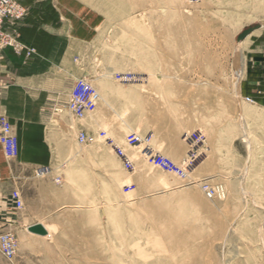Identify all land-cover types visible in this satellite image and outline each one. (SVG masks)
<instances>
[{"label":"rangeland","instance_id":"1","mask_svg":"<svg viewBox=\"0 0 264 264\" xmlns=\"http://www.w3.org/2000/svg\"><path fill=\"white\" fill-rule=\"evenodd\" d=\"M47 2L65 92L81 80L96 89L89 133L104 131L132 166L103 139L80 144L75 117L52 116L51 163L17 164L9 186L36 222L0 232L17 238L0 264H264V102L244 94L263 64L264 0ZM197 130L205 140L185 177L155 164L150 152L180 164ZM132 134L144 141L130 146ZM38 223L45 234L28 230Z\"/></svg>","mask_w":264,"mask_h":264},{"label":"crops","instance_id":"2","mask_svg":"<svg viewBox=\"0 0 264 264\" xmlns=\"http://www.w3.org/2000/svg\"><path fill=\"white\" fill-rule=\"evenodd\" d=\"M16 1L28 8L17 24L20 40L35 47L37 54L26 58L24 53L18 56L9 47L0 48V112L16 126L18 140V154L13 159L4 156L0 145V232L12 230L21 234L36 221L32 220L34 211L30 208V199L24 196V206L18 209L15 199L9 196V186L14 185L15 166L50 164L52 150L47 131L51 117L62 111L70 119L74 116L65 108L57 109V104L67 98L65 91L69 85L66 82L69 81H62V71L67 69L59 57L62 52L59 43L64 36L58 30L56 18L46 13L48 0ZM262 61L261 68L258 66L245 76L244 94L264 102V59ZM97 119L98 115L93 113L73 122L77 129L81 127L89 133L95 131ZM185 151V148L180 149L176 158L181 159Z\"/></svg>","mask_w":264,"mask_h":264},{"label":"built area","instance_id":"3","mask_svg":"<svg viewBox=\"0 0 264 264\" xmlns=\"http://www.w3.org/2000/svg\"><path fill=\"white\" fill-rule=\"evenodd\" d=\"M187 1L190 3H197L199 0ZM25 15L26 8L20 2L16 0H0V48L9 47L15 54L21 55L24 53V56L27 58L34 53V49L20 40V33L17 27L18 22ZM129 75L130 74H119L118 78L123 81L134 79V76ZM98 99L99 94L96 89L90 83L81 80L71 87L67 93L66 100L57 104V109L65 108L75 118L83 119L94 110ZM245 99L248 102H252L250 97H246ZM76 139L80 144H92L98 139L105 140V142L114 150L115 154L122 160L124 166L127 169L131 168L132 164L129 157L110 137L106 135L104 131L88 133L80 130L76 133ZM204 140L205 136L199 130L188 134L185 138L188 150L180 164L175 163L170 158L159 153L150 152V155H153V161L161 170L185 177L198 162L201 155L198 152L199 146L203 144ZM126 141L130 146H136L143 142L144 138L137 134H132ZM0 144L5 156L8 158H14L17 156L18 140L16 132L6 116L1 112ZM42 169L44 170V167L40 168V170ZM16 203L17 207L21 206V202L18 199L16 200ZM16 249L17 238L12 232L0 235V252L5 258H13Z\"/></svg>","mask_w":264,"mask_h":264},{"label":"water","instance_id":"4","mask_svg":"<svg viewBox=\"0 0 264 264\" xmlns=\"http://www.w3.org/2000/svg\"><path fill=\"white\" fill-rule=\"evenodd\" d=\"M28 230L37 234H45L46 230L42 224H33L28 227Z\"/></svg>","mask_w":264,"mask_h":264},{"label":"bare ground","instance_id":"5","mask_svg":"<svg viewBox=\"0 0 264 264\" xmlns=\"http://www.w3.org/2000/svg\"><path fill=\"white\" fill-rule=\"evenodd\" d=\"M28 45V44H27Z\"/></svg>","mask_w":264,"mask_h":264}]
</instances>
